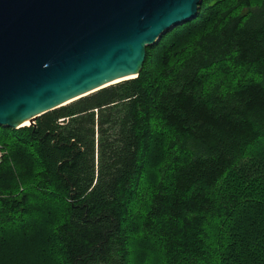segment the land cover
Returning <instances> with one entry per match:
<instances>
[{"label": "trees", "instance_id": "obj_1", "mask_svg": "<svg viewBox=\"0 0 264 264\" xmlns=\"http://www.w3.org/2000/svg\"><path fill=\"white\" fill-rule=\"evenodd\" d=\"M0 143V264H264V0H203Z\"/></svg>", "mask_w": 264, "mask_h": 264}, {"label": "water", "instance_id": "obj_2", "mask_svg": "<svg viewBox=\"0 0 264 264\" xmlns=\"http://www.w3.org/2000/svg\"><path fill=\"white\" fill-rule=\"evenodd\" d=\"M202 0H0V125L19 129L139 76ZM120 80V81H118Z\"/></svg>", "mask_w": 264, "mask_h": 264}, {"label": "rangeland", "instance_id": "obj_3", "mask_svg": "<svg viewBox=\"0 0 264 264\" xmlns=\"http://www.w3.org/2000/svg\"><path fill=\"white\" fill-rule=\"evenodd\" d=\"M203 1V0H202ZM202 4V3H201ZM31 125V124H30ZM5 153V150H4V148H3V146H2V144L0 143V154H1V156H0V158H1V161L3 160V154ZM0 161V162H1Z\"/></svg>", "mask_w": 264, "mask_h": 264}, {"label": "bare ground", "instance_id": "obj_4", "mask_svg": "<svg viewBox=\"0 0 264 264\" xmlns=\"http://www.w3.org/2000/svg\"><path fill=\"white\" fill-rule=\"evenodd\" d=\"M118 81H120V80H118ZM116 83H117V81H116ZM30 124H31V121L30 120H27L26 122H24L21 125L24 127V126H29Z\"/></svg>", "mask_w": 264, "mask_h": 264}, {"label": "built area", "instance_id": "obj_5", "mask_svg": "<svg viewBox=\"0 0 264 264\" xmlns=\"http://www.w3.org/2000/svg\"><path fill=\"white\" fill-rule=\"evenodd\" d=\"M32 125H34V124H32ZM0 156H1V154H0ZM0 161H1V158H0Z\"/></svg>", "mask_w": 264, "mask_h": 264}]
</instances>
